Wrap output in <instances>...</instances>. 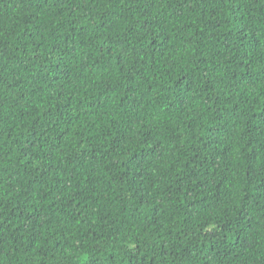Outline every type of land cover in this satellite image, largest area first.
<instances>
[{
	"label": "trees",
	"instance_id": "16d2710c",
	"mask_svg": "<svg viewBox=\"0 0 264 264\" xmlns=\"http://www.w3.org/2000/svg\"><path fill=\"white\" fill-rule=\"evenodd\" d=\"M0 264H264V0H0Z\"/></svg>",
	"mask_w": 264,
	"mask_h": 264
}]
</instances>
